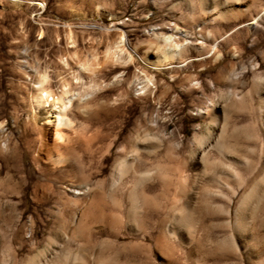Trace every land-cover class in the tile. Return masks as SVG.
I'll return each mask as SVG.
<instances>
[{"label": "rangeland", "instance_id": "obj_1", "mask_svg": "<svg viewBox=\"0 0 264 264\" xmlns=\"http://www.w3.org/2000/svg\"><path fill=\"white\" fill-rule=\"evenodd\" d=\"M200 3L201 0H23L21 7H13L4 0L0 2V264L52 260L56 255L52 250L60 249V253L68 245L71 249L68 250L69 255L64 256L67 259L57 252L59 259L64 261L59 260L60 264H70L75 253L78 255L75 260L79 261L76 264H97L94 256L98 245L94 241L108 237L103 230L102 234H94L90 245H81L78 249L73 248L75 242L67 240L70 238H64L69 234L73 217L72 207L62 205L70 197V193L64 191V185L75 178L69 163L54 165L45 160L47 150L54 153L52 123L46 122V117L52 115L47 111H54V108L46 104L36 107L32 103L33 89L19 62L22 49L27 48L28 61L46 68L49 89L51 93H57L60 79L68 77L58 62V57H65L67 52L64 39L66 24L73 27L76 47L83 57L95 52L101 58L105 46L119 38L125 52L132 56L125 67L105 63L91 75L94 82L107 83V86L93 94V102L86 105L87 116L79 110L81 104L74 102L67 111L72 120L71 128L60 127L64 138L58 143L67 137L66 140L77 136L74 130L79 131L83 127L88 129L99 125L107 132L111 131L112 135L124 125V133L113 140L111 146L105 147L107 139L93 147L91 156L76 152L85 173L97 167L102 153L101 168L104 174L107 173L117 143L143 114L149 122L155 120V126L164 131L166 137L172 136V140L182 146L187 145L195 125L202 134L209 131L212 133L209 138L214 137L221 124V105L229 113V125L254 121L253 112L241 109L236 103L231 102L235 108L229 106L225 95L220 92L228 88L232 93H249L245 103L247 108L257 101L256 96L248 92L253 82L262 88L264 95V0H247L239 4L247 8L244 18L250 15L249 20L258 23L255 28L240 19L203 24L199 21ZM172 23L189 29L190 37L187 39L193 45L186 47L179 58L164 63L159 69H150L142 57L146 54L149 58L154 57L157 46L161 44L156 35L158 27L165 32L164 26ZM96 25H103L106 29L100 30ZM39 27L44 29L41 39ZM206 28L210 29L209 36ZM182 38L175 40L182 42ZM232 51L237 54L236 58L230 56ZM216 53L222 55L215 62L213 56ZM119 71H123V81L111 83L113 75ZM136 72L153 76L155 83L151 92L135 95L126 88V81L131 80ZM233 72L237 74L231 77ZM217 74H220L219 79ZM83 79L87 81L88 78L83 75ZM205 100L211 101L213 106L210 117L203 121L196 115V109ZM258 140L255 142L257 146ZM184 157L187 160L186 171L191 172L188 154ZM98 178L90 173V181ZM229 184L236 189L234 181ZM227 189L224 188L222 193L230 197L231 190ZM236 197L238 195L232 197L228 215L215 213L205 219L202 228L197 220L195 228L199 236L193 243L187 244L175 238L167 264H264V209L261 210L264 197L259 200L253 197L245 209L247 218L251 216L253 232L259 229L261 235L259 242H252L253 246L250 245L247 252L242 250L236 238L230 236L232 228L229 225ZM218 200L225 203L221 198ZM116 209L104 208L103 213L108 218L111 212H118ZM198 213L197 210L199 217ZM49 235L50 239L56 240L50 241ZM118 244L127 248L123 250L125 253L130 252V238L123 236ZM118 257L119 263L125 259L124 253ZM136 259L143 264H166L154 251L144 252ZM127 262L132 263V260Z\"/></svg>", "mask_w": 264, "mask_h": 264}, {"label": "bare ground", "instance_id": "obj_2", "mask_svg": "<svg viewBox=\"0 0 264 264\" xmlns=\"http://www.w3.org/2000/svg\"><path fill=\"white\" fill-rule=\"evenodd\" d=\"M4 1L13 7L23 5V0ZM245 1L247 2V0H201L199 21L203 24H211L215 21L227 22L240 19L255 28L258 23L250 21V15L244 18L247 8L239 6ZM109 15L111 14H107ZM72 28L69 24L65 25L64 39L67 52L65 57L64 55L58 57V62L60 67L67 71L68 77L60 79L57 84V93H51L49 89L46 68L28 61L27 48L22 49L19 61L33 89L32 103L36 107L46 104L54 108V111L51 109L47 111L52 115L46 117V122L52 123L53 127L54 153L47 150L45 160L54 165L69 163L75 178L64 185V191L69 192L70 197L68 196L62 205L71 206L73 209L69 234L64 235L66 230L62 234L64 238H70L67 240L75 242H72L76 245L73 248L78 249L81 245H90L94 234H102L101 231L106 230L103 233L107 232V239L94 241V244L98 245L94 256L97 264H129L127 260L130 259L132 260L130 264H143L136 258L144 252L151 251L161 256L163 262L167 264L175 238L182 239L187 244L193 243L199 236L195 224L199 221L202 228L205 219L212 217L215 213L222 212L228 215L232 197L238 195L233 208L232 223L229 225L232 228L230 236L236 238L243 251H249L251 243L259 242L257 240L261 236L259 229L253 232L254 227H251L249 218L251 216L247 218L245 209L250 205L253 197L258 200L264 197V95L262 88L258 87L257 83H252L248 92L251 91L257 101L253 106L248 105L249 108H247L245 103L249 93L239 91L232 93L230 89L224 87V91L220 94L225 95L224 98L230 103L229 106H232V102L238 104L241 109H248V112H253L254 121L229 125V113L224 105H221V124L218 125L219 129L214 137L209 138L210 134L212 135L209 131L206 135L202 134L199 127L195 125L186 146L172 140V136L166 137L164 131L155 126V120L149 122L143 114L117 143L113 159L105 174L101 168L104 153L101 154L96 163L97 167L93 171L90 170L94 176L100 178L92 182L89 180L91 172L85 173L76 152L81 151L84 155L91 156L94 152L93 147L107 139L108 144L105 147L111 146L115 139L124 133V125L112 135L111 131L107 132L99 125L88 129L83 127L79 131L74 130L77 136L66 140L67 137L63 142L58 143V140L64 138L60 127L71 128L72 120L67 115V111L74 102L81 104L78 108L84 116H87L86 105L90 101L93 102L91 100L93 94L107 86V83L94 82L91 75L93 76L105 63L125 67L131 62L132 56L125 52L122 40L119 38L105 46L101 58L95 52L83 57L76 47L77 40ZM96 28L106 29L103 25H96ZM158 28L159 32L156 35L161 44H156L158 46L154 57L149 58L147 54L142 57V61L150 69H159L164 63L179 58L186 47L193 45L192 41L187 39L190 37L189 29L177 23L164 26L165 32H161V28ZM154 29L156 28H152ZM205 30L209 36L210 29ZM38 35L40 39L44 37L42 27L38 28ZM55 36L57 38V35ZM180 36L183 37L182 42L176 41L175 39H179ZM221 55V53L214 54L213 60L216 62ZM230 56L236 58L237 54L232 51ZM252 67L250 65L249 68L252 69ZM235 74L237 72L231 73V77ZM83 75L88 78L87 81L83 79ZM112 78L111 83H120L123 81V71L115 73ZM216 78L219 79L220 74H217ZM154 83L151 74L136 72L131 80L126 81V88L135 95H141L151 92ZM212 106L211 101L205 100L202 106L197 107L196 115L201 120H206L211 115ZM258 139L260 143L257 146L255 142ZM185 154H188L191 172L186 171L188 168ZM231 180L236 184V189L231 188L229 184ZM224 188L231 190V196L228 195L230 197L223 195ZM240 189L243 190L238 194L237 191ZM218 198L223 199L225 203L219 202ZM263 204L264 202L261 206L262 211ZM104 208H112L114 211L118 208V212H111L110 217L107 218L103 213ZM197 210L199 217L196 215ZM123 236L131 239V244L128 246L130 252L125 253L123 251L125 247L118 244L119 238ZM47 238L50 241L54 240L50 239V235ZM61 247L63 248L60 244ZM70 249L68 245L65 250L63 249L64 251L60 252L63 258L69 255ZM58 251L52 250L56 254L52 260L43 257L45 259L43 262L39 261L41 259H36V262L27 261L23 264H60L62 259H59ZM122 253L125 259L119 263L117 257ZM76 255V253L73 255L70 264L79 262L75 260ZM69 260L71 261L70 257Z\"/></svg>", "mask_w": 264, "mask_h": 264}]
</instances>
